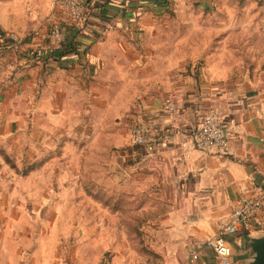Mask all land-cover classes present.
<instances>
[{
  "label": "crops",
  "instance_id": "crops-1",
  "mask_svg": "<svg viewBox=\"0 0 264 264\" xmlns=\"http://www.w3.org/2000/svg\"><path fill=\"white\" fill-rule=\"evenodd\" d=\"M180 3L90 0L73 47L61 57L51 54L45 39L53 0H5L0 5L2 31L16 32L22 38L1 66L0 101L30 94L26 101L41 105L34 115L47 121L38 125V133L51 136L57 112L55 99L48 94L57 89L58 70L65 72L63 82L68 87L84 93L80 103L87 101L86 89L97 79L98 86L107 91V104L114 111L133 113L129 119L133 128L145 126L148 142L157 147L150 157L146 146L134 143L131 137L122 138L119 131L126 126H115L114 133H119L116 146L122 149L120 163L100 184L117 204L111 208L97 202L96 211L83 207L85 233L77 258L71 257L72 250L57 244L56 254L47 264H221L210 249H204L195 262L189 259V252L197 243L222 232L254 179L264 182V78L216 83L210 88L198 79H177L158 86L151 75H143L168 70V25L184 23L183 18L168 14ZM170 99L177 104L178 113L167 111L165 103ZM211 110L224 116L231 136L228 156L201 151L193 144ZM94 212L97 234L90 226ZM123 213L136 218L125 220ZM141 217L144 242L134 234L138 228L133 221ZM259 234H264V207L253 219L252 229L225 235L234 251L232 264H248L247 237ZM142 243L157 254L144 252ZM8 262L7 257L0 259V264Z\"/></svg>",
  "mask_w": 264,
  "mask_h": 264
},
{
  "label": "rangeland",
  "instance_id": "rangeland-1",
  "mask_svg": "<svg viewBox=\"0 0 264 264\" xmlns=\"http://www.w3.org/2000/svg\"><path fill=\"white\" fill-rule=\"evenodd\" d=\"M180 1L168 14L184 21L168 25V70L144 76L151 75L158 86L198 79L210 88L264 78V0ZM63 74L58 70L57 89L48 94L57 112L51 136L38 133V125L47 121L34 115L41 105L26 101L30 94L0 101V259L7 257V264H47L57 244L77 258L85 233L82 208L96 211L97 202L111 208L117 204L111 192L99 189L120 163L115 126H126L121 137L136 143L129 120L133 113L114 111L97 79L86 89L87 101L80 103L84 93L68 87ZM93 214L91 232L97 234ZM123 214L125 220L136 218Z\"/></svg>",
  "mask_w": 264,
  "mask_h": 264
},
{
  "label": "built area",
  "instance_id": "built-area-1",
  "mask_svg": "<svg viewBox=\"0 0 264 264\" xmlns=\"http://www.w3.org/2000/svg\"><path fill=\"white\" fill-rule=\"evenodd\" d=\"M89 0H53L52 21L45 34L51 48H61L68 42L73 29L82 27L85 22L86 8ZM22 43L18 33L0 31V67ZM167 111L178 113L179 108L171 99L165 103ZM224 116L217 110H211L203 119L193 142L194 146L208 153L219 156L231 154V136L225 127ZM136 144L147 147L148 156L157 152L156 145L148 142L146 128L136 125L133 128ZM264 207V182L256 178L252 181L249 192L244 193L233 207L227 223L221 233L197 243L189 252V259L197 261L204 249H210L221 264H232L233 248L226 234H235L253 228V219Z\"/></svg>",
  "mask_w": 264,
  "mask_h": 264
},
{
  "label": "trees",
  "instance_id": "trees-1",
  "mask_svg": "<svg viewBox=\"0 0 264 264\" xmlns=\"http://www.w3.org/2000/svg\"><path fill=\"white\" fill-rule=\"evenodd\" d=\"M89 1H90V0H89ZM89 1H88V2H89ZM77 33H78L77 28L73 29L72 32L70 33L69 37H68V42H67L63 47H61V48H51V47H50V48H51V54H53V55H57V56H60V57H61L62 53H64V52H65L66 50H68L69 48H72V47H73V44H74V42H75V34H77ZM4 155H5L6 157H9L6 153H4ZM7 160H8V162H10V164L12 165V167H15L14 163H12V161H11L10 158L7 159ZM42 162H43V161H42ZM99 189H100V190L103 189L104 192H108L104 187H101V186H100ZM87 192H88V194H90L92 197H96V195L92 194L90 191H87ZM143 220H144V218L141 217V218H137V219H135V220L133 221V223L136 222V225H137V228H138V231H136L134 234L136 235V239H137L138 241H140V242H144L143 237H142V236L144 235V231L141 229V228H142V224H143ZM137 233H140V237H139V235H138ZM141 235H142V236H141ZM245 235L247 236V235H248V232H246ZM142 250H143L144 252L150 254V255H154V256H155V254H157V253L151 251V250L149 249V247L143 245V243H142ZM103 261H107V258L104 259Z\"/></svg>",
  "mask_w": 264,
  "mask_h": 264
},
{
  "label": "water",
  "instance_id": "water-1",
  "mask_svg": "<svg viewBox=\"0 0 264 264\" xmlns=\"http://www.w3.org/2000/svg\"><path fill=\"white\" fill-rule=\"evenodd\" d=\"M248 243V264H264V234L249 235Z\"/></svg>",
  "mask_w": 264,
  "mask_h": 264
}]
</instances>
